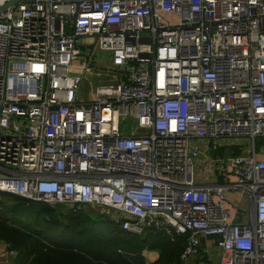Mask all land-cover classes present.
Listing matches in <instances>:
<instances>
[{"label": "built area", "instance_id": "2783aa9c", "mask_svg": "<svg viewBox=\"0 0 264 264\" xmlns=\"http://www.w3.org/2000/svg\"><path fill=\"white\" fill-rule=\"evenodd\" d=\"M6 0H0V6ZM113 75L81 97L85 81ZM106 79V78H105ZM135 121L122 132L121 118ZM250 139L195 181L190 139ZM246 197L231 209L227 192ZM0 192L264 264V0H19L0 15ZM240 210L244 222L235 221ZM8 246V245H7Z\"/></svg>", "mask_w": 264, "mask_h": 264}, {"label": "trees", "instance_id": "16d2710c", "mask_svg": "<svg viewBox=\"0 0 264 264\" xmlns=\"http://www.w3.org/2000/svg\"><path fill=\"white\" fill-rule=\"evenodd\" d=\"M233 153L239 150L235 147ZM0 194L15 200L8 207L0 202V241L15 252L12 264H145L146 248L158 251L152 264H184L180 254L189 233L174 235L173 240L162 229L134 235L117 222L91 219L80 211L83 207L56 209ZM32 205L36 211L29 210Z\"/></svg>", "mask_w": 264, "mask_h": 264}, {"label": "rangeland", "instance_id": "374dc122", "mask_svg": "<svg viewBox=\"0 0 264 264\" xmlns=\"http://www.w3.org/2000/svg\"><path fill=\"white\" fill-rule=\"evenodd\" d=\"M109 79L114 80L115 77L113 75H108L106 77L100 76L87 79L82 90V99L89 98L91 90H93L96 85L102 84L105 82V80ZM121 125L122 132L128 133L130 127L135 126L136 124L135 121H131L129 118L122 117ZM232 143H235V145L241 146L242 148L246 147L249 149V147H251L250 139L221 138L214 139L213 142H211L209 139H190L189 144L199 150L198 156L193 157L192 159L195 173L194 177L196 181L201 183L207 182V176L214 172L216 163L219 161L218 157L222 156L225 158L226 156L233 153L235 147L231 145ZM0 202L3 206L8 207L10 205H13L15 203V200L10 196L0 194ZM55 208L65 209L67 207L63 205H57L55 206ZM29 210L36 211V207L32 205L30 206ZM80 211H82L86 215L88 214L91 219L98 220L103 224L108 222L113 225V223L116 222V220L111 217V215L100 214L98 211L93 210L89 206H84L80 209ZM99 229L104 230L102 225L99 226ZM0 244L4 245L5 243L0 241Z\"/></svg>", "mask_w": 264, "mask_h": 264}, {"label": "crops", "instance_id": "0c3cea01", "mask_svg": "<svg viewBox=\"0 0 264 264\" xmlns=\"http://www.w3.org/2000/svg\"><path fill=\"white\" fill-rule=\"evenodd\" d=\"M207 178H208L207 182H203V183L220 182V178L217 179L215 178L214 172H212V174H209ZM227 198H228V206L231 207L232 209H235L236 207L240 209L247 206L246 197L241 196L239 193L235 191H228ZM247 218H248L247 214L244 211L238 210L235 213L236 222H244L247 220ZM192 236H194L198 240V253L195 256L184 259L183 260L184 264H218L220 259V249L216 245V237L205 236L201 234H193ZM170 239L173 240V238ZM4 245L0 244V264H12L13 259L15 257V252L10 250V248H8L6 243ZM142 254L144 257L145 264H152L158 258L157 250H150L146 248L142 251Z\"/></svg>", "mask_w": 264, "mask_h": 264}, {"label": "water", "instance_id": "95a60500", "mask_svg": "<svg viewBox=\"0 0 264 264\" xmlns=\"http://www.w3.org/2000/svg\"><path fill=\"white\" fill-rule=\"evenodd\" d=\"M19 0H6L1 6H0V15L8 10L9 7L13 6L16 2Z\"/></svg>", "mask_w": 264, "mask_h": 264}]
</instances>
